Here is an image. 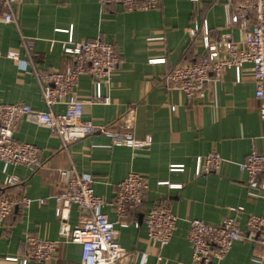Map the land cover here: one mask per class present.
I'll use <instances>...</instances> for the list:
<instances>
[{
	"label": "crops",
	"instance_id": "obj_1",
	"mask_svg": "<svg viewBox=\"0 0 264 264\" xmlns=\"http://www.w3.org/2000/svg\"><path fill=\"white\" fill-rule=\"evenodd\" d=\"M227 1L161 0L156 8L129 10L118 3L102 6L98 0H14L12 22L2 19L0 8L1 101H24L46 109L38 73L65 70L71 64V55L63 50L71 35L76 41L101 37L114 44L120 62L103 86V92L110 96L108 104L95 97L93 78L89 74L81 76L74 94L86 101L83 118L109 125L126 120L128 111L133 110L130 129L139 139H152L146 149L132 148L115 144L97 132L65 145L47 127L23 120L14 136L42 147L45 167L35 170L27 165L1 163L0 195L46 201H34L30 206L17 203L0 221V264L22 263L28 235L59 239L63 221L71 226L81 221L82 212L75 205L65 218H60L52 197L66 188L73 169L90 173L95 193L108 202L116 197L118 183L129 172H141L148 179L141 209L131 210L120 219L114 205L103 207L116 223L119 242L129 251L120 264H192L188 238L191 219L218 224L234 216L245 235L248 214L264 215L262 177L249 182L239 166L252 150L263 146L262 101L255 95L251 64L243 65L240 80L234 67L214 77L207 83L205 95L198 99L170 90L165 83L177 64L200 58L205 31L212 40L226 35L235 40L245 37L253 20L247 17L229 25ZM194 24L200 30L191 35L189 30ZM158 36L163 38L153 39ZM160 57H165V62H150ZM172 105L177 106L175 110ZM64 109V104L54 107L56 112ZM212 151L224 157L221 168L197 175V156ZM163 204L178 215V220L172 240L159 249L147 237L144 218L147 209ZM254 244L242 237L218 264H257L251 258ZM158 253L163 255L160 262ZM80 261V244L62 242L52 260H31L29 264Z\"/></svg>",
	"mask_w": 264,
	"mask_h": 264
},
{
	"label": "built area",
	"instance_id": "obj_2",
	"mask_svg": "<svg viewBox=\"0 0 264 264\" xmlns=\"http://www.w3.org/2000/svg\"><path fill=\"white\" fill-rule=\"evenodd\" d=\"M102 6L118 3L129 10L151 9L160 5L161 0H98ZM14 0H0L3 10L2 19L6 22L15 20ZM227 23L234 25L241 19L252 18V25L241 40L225 38L212 40L209 31L204 32V50L200 58L177 64L165 77L170 90H177L189 99H198L205 95L206 85L214 77H219L228 68L234 67L237 80H240L241 69L245 63L251 64L256 81L255 95L261 99L260 116L264 121V0H228L225 3ZM200 30L198 24L190 28V34L196 35ZM163 36H158L160 39ZM63 50L71 55V64L65 70L50 69L38 73L42 85L46 109L34 108L24 101L6 102L0 100V164L27 165L38 170L45 167L43 149L35 143L23 142L15 138L14 132L23 120L47 127L56 133L65 145L78 141L94 133H101L115 144L132 148L146 149L151 137L139 139L130 129L134 111H128L126 120H118L109 125H97L92 120L83 118L84 104L74 94L80 78L89 74L94 82V95L103 104L110 103V96L103 92V86L110 81L111 73L118 67L120 56L112 42L95 37L76 41L73 35L64 42ZM1 56V53H0ZM9 56L17 58L15 53ZM165 57L151 58L150 62H165ZM64 104L62 112L54 107ZM172 105V109H176ZM262 149L252 150L247 158L239 163L247 173L248 181L255 182L262 177L264 188V135ZM224 157L212 151L196 158L195 173L205 175L218 171ZM173 167L175 165H172ZM63 174H68L62 170ZM66 188L53 195L56 201V214L60 218L75 205L81 212V221L71 226L63 221L59 239H44L35 235L26 237L28 249L21 264L31 260L47 262L58 253L62 242H73L81 246L79 264H120L129 251L118 240V229L107 213L103 211L106 204L116 208L118 217L124 219L131 210L144 206V194L148 188L147 177L138 171H131L117 187L116 197L108 202L95 193L94 178L90 173L73 169L68 174ZM14 182V179H9ZM34 201L44 203L46 198L35 199L24 196L21 199L0 195V221L5 220L17 203L30 206ZM147 237L163 249L170 243L177 227L178 215L167 205H154L145 213ZM127 225L126 221H122ZM245 237L255 242L252 260L257 264L264 261V215L249 213L246 218V234L243 235L236 217H225L218 224L207 223L200 218L189 222L188 238L192 248V264H218L223 261L235 241ZM158 253V262L162 261ZM135 264V263H134Z\"/></svg>",
	"mask_w": 264,
	"mask_h": 264
}]
</instances>
